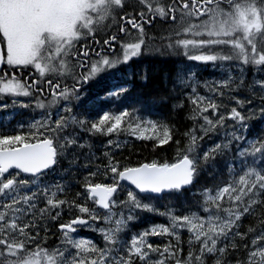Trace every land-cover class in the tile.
Returning <instances> with one entry per match:
<instances>
[{
    "label": "snow or ice",
    "instance_id": "snow-or-ice-1",
    "mask_svg": "<svg viewBox=\"0 0 264 264\" xmlns=\"http://www.w3.org/2000/svg\"><path fill=\"white\" fill-rule=\"evenodd\" d=\"M109 18L114 28L99 52L83 43L76 48L86 37L99 44L95 30ZM157 18L173 26L160 37L168 50L198 64L215 66L219 61L221 66L234 65L240 73L234 78L229 71L212 85L205 82L212 95L197 92L190 69L189 74L178 73L181 84L192 81L187 99L193 105V121H202L200 133L224 127L226 120L236 126L225 133L224 142L201 152L197 148L203 136L197 135L195 126L184 133L187 143L181 148L172 126L144 119L136 112L101 110L93 114L87 109L81 112L79 105L73 111L72 101L80 100L82 83L97 74L119 73L121 66L127 72L137 58L159 50L146 30ZM256 33L262 37L259 41ZM69 58L74 63L70 64ZM0 65V94L29 97V103L21 102L22 107L34 101L36 108L44 110L39 119L29 123L28 131L0 134V198L8 201L0 205V264H264V213L259 230L250 226L241 231L242 219L256 212L254 206L264 208V168L255 166L257 159H264V137L246 140L237 131L247 129L250 116L240 109L250 101L232 95L243 88L251 90L253 85L264 93V79L246 86L243 73L246 66L264 70V0H0ZM76 68L81 71L75 72ZM17 69L28 71L29 78L20 76ZM69 75L72 83L62 84L61 78ZM128 91V83L113 81L105 95L119 99ZM216 96H227L235 106L226 107L223 100L218 103ZM261 101L259 112L264 116V96ZM6 107L0 104V108ZM121 130L152 141L154 149L171 142L176 159L130 166L105 152L107 163L102 168L106 182L93 179L101 171L97 166L84 177L83 192L72 199L67 198L68 185L43 182L70 152L85 147L81 132L108 135ZM233 141L237 142L236 157L244 164L242 174L237 175L229 163V178L223 186L200 190L197 203L206 215L190 209L187 214L155 209L153 199L194 188L202 165L230 151ZM107 144L120 147L119 140L109 139ZM30 185L34 190L21 194ZM41 201L43 207H37ZM66 209L70 218L63 221ZM138 211L164 215L168 223L153 224L122 239L120 233L138 219ZM48 220H61L57 224L61 242L54 248L42 247L43 238L39 237L41 228L47 233ZM98 221L107 226L94 227ZM80 228L100 233L104 247L80 237ZM181 230L189 234L183 256ZM151 236H167L169 241L156 244L150 241ZM241 251L243 258L238 255Z\"/></svg>",
    "mask_w": 264,
    "mask_h": 264
},
{
    "label": "trees",
    "instance_id": "trees-1",
    "mask_svg": "<svg viewBox=\"0 0 264 264\" xmlns=\"http://www.w3.org/2000/svg\"><path fill=\"white\" fill-rule=\"evenodd\" d=\"M129 11H132V9L129 8ZM105 26L106 24H102L96 37L100 38L102 35L100 30L104 29ZM172 27V25L164 23L159 18L154 21L152 26L146 27L149 36L153 37L152 44L159 50H151L142 57H139V59H136L135 62H132V67L136 74L129 84V91L127 93L117 99L114 96L107 97L104 92L100 93L96 89H93L89 93L93 94L95 98L88 96L81 98L79 103L80 111L84 112L87 109L96 114L101 110L119 112L127 109L129 112H136L144 119H152L169 124L175 129L176 135L174 139L180 140L181 148L187 143L184 133L195 126L197 135L203 136L198 141L199 147L197 148V152H201L204 149L210 148L214 143L224 142L225 133L231 131L236 126L233 121L226 120L224 127H217L215 131H210L207 134L200 133L199 125L202 121L199 118L193 121L191 118L193 105L187 99V94L191 93L192 81H189L188 85L181 84L177 78L178 73L189 74L190 69V74L194 75L195 78L196 90L201 95H212L204 87L205 82L212 85L214 81H220L222 77H226L229 71H231L234 78L238 77L240 73L234 65L230 66L225 63L224 66H221V62L219 61L216 62L215 66L212 63L198 64L187 60L182 54L168 50L164 46L166 41L161 40L160 37L166 36L168 30ZM113 28L111 27V29ZM111 31L108 28L103 30L106 36ZM89 40L83 38L77 43L78 47L76 48H79L81 43L89 44ZM243 73L246 86L253 84L255 80L264 79V70H254L251 66L244 67ZM104 77L105 75L101 78ZM97 87L101 90L103 85L97 84ZM232 95H236L242 99L246 98L247 101H250V103H245L243 109H240L250 116L246 122L247 129L237 128V131L244 135L246 140L264 137V116H261L259 112V108L262 106L261 97L264 96V93L261 92L259 86L253 85L251 90L243 88L238 92L232 93ZM215 99L218 103L223 100L226 107L235 106L233 102L228 100L227 96L224 98L216 96ZM250 109H256V111L252 113L249 112ZM221 111L223 112L224 109H221ZM33 119H38V117H33ZM15 132L18 131L12 130L11 134H15ZM80 135L83 137L81 143H85V147L82 149L77 148L74 153L70 152L72 158L70 159L69 172L78 175V179L75 188L67 192V198L69 199L74 198L77 192H83L82 184L84 177L87 176L89 171H95L97 166L101 168V171L93 179L95 182H106L102 168L107 163L103 157V153L105 152H109L122 165L126 164L130 166H135L140 162H150L153 159L171 162L177 156L175 145H172L171 142L168 145L154 149L152 141L138 139L124 130H121L119 134L99 135L81 132ZM109 139L119 140L120 147L116 148L108 145L107 141ZM239 143L241 146H244L245 142L240 141ZM236 146L237 142L233 141L230 151H226L223 156L217 155L214 162L210 161L207 165H202L203 170L200 172L199 182L196 183L194 188L190 187L188 191L153 199L151 203L155 209H158L159 212L175 209L177 214H187L190 209L199 215H206L197 203L201 199L200 190L204 187L214 189L217 185L223 186L222 182L229 178V163L236 169L237 175L242 174L241 168L244 164L241 158L236 157ZM247 162L251 164L252 158L248 157ZM255 166L258 169L264 168V159H257ZM58 168L66 176L65 160L61 162ZM56 173L57 171L53 174ZM89 206H91L90 202ZM254 207H256V212L242 219L241 231H245L250 226L259 230V218L264 213V208L259 206ZM137 216L138 219L130 222L128 229L120 233L122 239H128L131 234L143 231L153 224L168 223L166 216L158 215L155 212L138 211ZM49 223V220L46 221V225ZM188 235L186 230H181L182 256L187 254ZM39 237L43 238L42 245L46 244V235L42 234ZM149 239L151 242L161 245L169 241V237L167 236H151ZM172 242L175 243V240H172ZM237 242H239L238 238ZM97 246L104 247L101 245ZM238 255L243 258V251L238 253ZM153 258H156L155 255H153ZM227 258L230 259L231 257Z\"/></svg>",
    "mask_w": 264,
    "mask_h": 264
},
{
    "label": "flooded vegetation",
    "instance_id": "flooded-vegetation-1",
    "mask_svg": "<svg viewBox=\"0 0 264 264\" xmlns=\"http://www.w3.org/2000/svg\"><path fill=\"white\" fill-rule=\"evenodd\" d=\"M106 37L107 36H105L102 40L98 39V41H100V43L99 44L93 43L90 46V48H93V49H95V51L99 52L101 50V48L104 47L103 40ZM90 56H91V58L95 57L91 53H90ZM20 76H22V75H20ZM25 78L26 79L29 78L28 73L25 75ZM45 91H47V89H45ZM48 98H50V97H48ZM29 101H30V98L21 100V102H23V103H29ZM4 102L5 103H3V104H6L7 107L0 110V123L5 122L7 125H11L12 123L16 122V118L18 117L19 114H23V115H25V114L29 115L30 114V111H31L30 109H31L32 103L29 105V107H22L23 111H15L14 110V106H15L14 102L11 103V102H9L8 99H4ZM21 102L19 103L20 105H21ZM40 111L42 113L44 110L40 109ZM52 111L55 112L56 109L53 108ZM0 134H9V133H7V131L4 130V131H1ZM116 210H119V209H116ZM57 224L55 225V228L53 230L50 229L49 227H47V229H48L47 233H45V231L43 230L40 232V235H42V234L46 235L47 241H57L59 239V242H61V234L57 228ZM86 238H90V237H86Z\"/></svg>",
    "mask_w": 264,
    "mask_h": 264
},
{
    "label": "rangeland",
    "instance_id": "rangeland-1",
    "mask_svg": "<svg viewBox=\"0 0 264 264\" xmlns=\"http://www.w3.org/2000/svg\"><path fill=\"white\" fill-rule=\"evenodd\" d=\"M109 19H110V18H109ZM107 20H108V19H107ZM107 20H105V21H107ZM105 21H103V22H105ZM111 21H112V20H111ZM103 22H102V23H103ZM96 30H97V29H96ZM82 39H83V38H82ZM69 60H70V62L72 63V58H69ZM70 62H69V63H70ZM71 63H70V64H71ZM45 242H47V238H46V241H45Z\"/></svg>",
    "mask_w": 264,
    "mask_h": 264
},
{
    "label": "water",
    "instance_id": "water-1",
    "mask_svg": "<svg viewBox=\"0 0 264 264\" xmlns=\"http://www.w3.org/2000/svg\"><path fill=\"white\" fill-rule=\"evenodd\" d=\"M0 67H2V65H0Z\"/></svg>",
    "mask_w": 264,
    "mask_h": 264
}]
</instances>
